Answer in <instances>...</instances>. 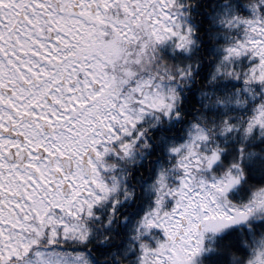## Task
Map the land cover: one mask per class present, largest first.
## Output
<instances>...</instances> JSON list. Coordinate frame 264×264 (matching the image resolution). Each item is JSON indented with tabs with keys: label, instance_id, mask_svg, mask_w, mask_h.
Returning a JSON list of instances; mask_svg holds the SVG:
<instances>
[{
	"label": "snow or ice",
	"instance_id": "obj_1",
	"mask_svg": "<svg viewBox=\"0 0 264 264\" xmlns=\"http://www.w3.org/2000/svg\"><path fill=\"white\" fill-rule=\"evenodd\" d=\"M0 264H264V0H0Z\"/></svg>",
	"mask_w": 264,
	"mask_h": 264
}]
</instances>
